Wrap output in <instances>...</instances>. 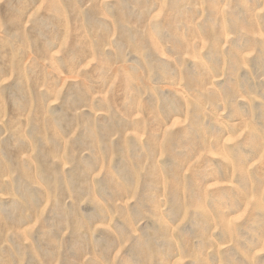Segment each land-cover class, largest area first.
I'll return each instance as SVG.
<instances>
[{
	"label": "rangeland",
	"instance_id": "rangeland-1",
	"mask_svg": "<svg viewBox=\"0 0 264 264\" xmlns=\"http://www.w3.org/2000/svg\"><path fill=\"white\" fill-rule=\"evenodd\" d=\"M0 264H264V0H0Z\"/></svg>",
	"mask_w": 264,
	"mask_h": 264
}]
</instances>
